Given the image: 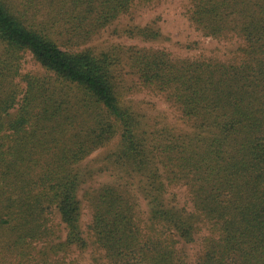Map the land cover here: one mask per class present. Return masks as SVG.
I'll list each match as a JSON object with an SVG mask.
<instances>
[{
  "label": "trees",
  "instance_id": "1",
  "mask_svg": "<svg viewBox=\"0 0 264 264\" xmlns=\"http://www.w3.org/2000/svg\"><path fill=\"white\" fill-rule=\"evenodd\" d=\"M134 1L0 0V264H77L91 246V264H264V0L190 1L203 37L239 42L226 59L89 48ZM28 54L43 74L23 72ZM126 68L189 128L148 126L125 103ZM112 144L114 181L81 197L97 171L80 165ZM199 239L191 263L181 245Z\"/></svg>",
  "mask_w": 264,
  "mask_h": 264
},
{
  "label": "rangeland",
  "instance_id": "2",
  "mask_svg": "<svg viewBox=\"0 0 264 264\" xmlns=\"http://www.w3.org/2000/svg\"><path fill=\"white\" fill-rule=\"evenodd\" d=\"M191 0H135L129 13L121 16L117 21L101 31L88 47L97 52L107 51L118 47H138L152 50H165L174 59H196L200 56L219 57L226 59L230 53L239 46L237 40L218 41L203 37L188 19V11ZM136 28H150L160 33V38L156 41H143L141 38L132 37L129 32ZM24 73L43 74L44 70L28 54L23 64ZM124 85L126 87L125 103L134 107L147 116L148 126L160 128L169 126L181 132L189 128L180 110L169 103L164 96L148 90L140 85L136 76L127 74V68L122 71ZM115 145H109L104 149L95 151L80 166L96 170L92 180H89L81 191V197L89 190H94L100 186L113 182V177L105 169V157L114 150ZM104 168V170L102 169ZM101 170V171H100ZM104 171V172H103ZM168 197L174 198L178 206L192 210L188 191L185 187H171ZM140 209L139 214L143 219L147 218V207L145 201L138 199ZM55 225L62 230V237L65 236L64 225H62L56 212L53 215ZM92 222V212L84 201L82 227L89 233L88 227ZM201 239L197 243L185 246L181 245L188 253V260L194 262L197 254L201 250ZM95 246L90 247L87 254L72 255L70 259H75L77 264H91L90 254L95 250ZM69 262V255L67 256Z\"/></svg>",
  "mask_w": 264,
  "mask_h": 264
}]
</instances>
